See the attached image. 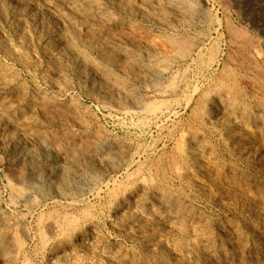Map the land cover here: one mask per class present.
Returning <instances> with one entry per match:
<instances>
[{
  "label": "rangeland",
  "instance_id": "obj_1",
  "mask_svg": "<svg viewBox=\"0 0 264 264\" xmlns=\"http://www.w3.org/2000/svg\"><path fill=\"white\" fill-rule=\"evenodd\" d=\"M0 264H264V0H0Z\"/></svg>",
  "mask_w": 264,
  "mask_h": 264
},
{
  "label": "bare ground",
  "instance_id": "obj_2",
  "mask_svg": "<svg viewBox=\"0 0 264 264\" xmlns=\"http://www.w3.org/2000/svg\"><path fill=\"white\" fill-rule=\"evenodd\" d=\"M232 28H233V27H232ZM235 30H237V29H235ZM241 32H242V31H241ZM231 33H233V32L231 31ZM231 35H232V34H231ZM238 35L241 37L240 34H238ZM239 36H238V37H239ZM242 36L244 37V35H242ZM241 38H242V37H241ZM183 44H184V42H183ZM185 47H186V46H185ZM183 51H184V50H183ZM232 59H233V58H232ZM224 69H225V68H224ZM225 70H226V69H225ZM230 70H231V69H230ZM230 70H229V71H230ZM226 71H227V70H226ZM228 76H229V75H228ZM256 83H257V82H256ZM224 85H227V83H226V84L224 83L223 86H224ZM228 87H229V86H228ZM233 87H234V86H233ZM203 97H204V96H203ZM201 101H202V100H201ZM202 105H203V104H202ZM154 110H155V108H154ZM202 111H203V110H202ZM172 163H173V162H172ZM22 242H23V241H22ZM18 251H19V250H18Z\"/></svg>",
  "mask_w": 264,
  "mask_h": 264
}]
</instances>
